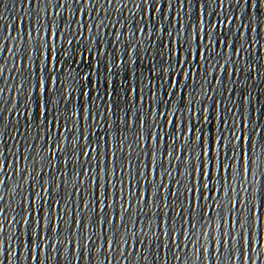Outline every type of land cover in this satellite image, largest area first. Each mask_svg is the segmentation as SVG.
Here are the masks:
<instances>
[{
	"label": "snow or ice",
	"instance_id": "obj_1",
	"mask_svg": "<svg viewBox=\"0 0 264 264\" xmlns=\"http://www.w3.org/2000/svg\"><path fill=\"white\" fill-rule=\"evenodd\" d=\"M27 2V0H26ZM88 0H85L87 3ZM168 6H171L172 0H166ZM185 0H177V4L180 5V8L184 7ZM145 5V15L149 13L150 0H144ZM197 11L199 13V23L192 24L189 21V25L192 27V36L195 41H197L196 47L192 54V60L198 61V63L203 66L211 57V51L209 47V43L211 42L212 47H216V42L213 40L212 31L220 30L221 26L227 27L228 24L231 23V18L229 17L228 21H215L211 24V28L205 22V16L203 14L202 8L203 5L199 3L197 0ZM155 10L156 13L160 11L161 4L160 0H155ZM253 6H255V0H253ZM180 8L177 9L176 13L173 16L172 24L173 28L179 23V30L173 33L172 30H168L167 34L171 38V44L178 47H173L172 51L176 53V55L182 54V49L184 48V44L188 43V31L185 27V19L180 16ZM83 9H81L80 16L83 15ZM191 11V6L189 4V12ZM71 15V13H69ZM154 17V16H153ZM165 19H167V9L165 10ZM239 19V18H237ZM39 20H44V17H40ZM78 28L82 27L80 20L76 21ZM103 23H97L95 25L96 32L93 33V24L88 22L87 31L93 39V43L96 45L99 42L98 49H90L84 48L81 54V58L83 59H91L95 64L94 73H85L84 79L87 83L91 82L93 85V89L91 91H85L82 88V91H79L77 94V88L74 87L79 83L80 73L75 72L74 69H66L64 61L58 59L57 48L55 47V43L59 42L60 44H67L68 47L64 48V54L67 56L69 54L68 49L73 45L74 41H77V38H83L84 32L76 31L73 36L68 32L70 38H66L65 33L63 31H59L58 26L55 24H51V28H45L44 23H35L28 31L27 36L30 41H34L36 45L39 47V57H38V65L36 66L35 76L33 77L32 68L33 61L32 57L35 55L33 51V46L28 48V61L27 68L31 69L28 72V80H27V99H26V111L22 110L21 112L16 113L17 117L24 116L28 119L29 125L32 124V117L34 111L38 112L39 121L37 124L41 128L40 140H44V129L47 127L50 131L48 135V148L50 150V155L54 159L57 154L64 153L65 148L63 145L65 143L71 144L73 142L79 143L80 139L88 141V121L91 119L93 122L92 127H95L96 124H100L104 127L105 117H107V130L111 132L112 123L110 122V117L113 116V105H112V90H111V81L108 77L113 76V69H120L121 65L124 64V60L121 56L118 45L121 44L123 33L117 29L116 30V40L112 41L116 47V56L113 58L111 52L103 49L101 45V41L97 40L94 37H99V31L103 29ZM41 29H43L41 31ZM152 29L149 27L148 33H151ZM139 32L141 34L144 33V28H140ZM253 32H255V28H253ZM130 39L128 42V49L133 47H139V43L136 40L137 33L130 32ZM243 36V33L241 34ZM183 37V39H181ZM221 46H223V42H220ZM232 43L230 41L227 42V48L231 49ZM237 54H239V49L237 50ZM107 57V60H105ZM131 59V54L129 51L127 52V62ZM135 61H133L134 63ZM180 66V71L183 72V80H187L189 78L195 80L196 78V70H193L191 64L186 60H179L177 62ZM103 66L104 73L101 74L100 69ZM209 68L217 67L216 65L209 64ZM218 67L220 69H224L225 65L219 64ZM165 73V77H168V70L161 69ZM107 73V76L105 75ZM93 74H95V80L92 79ZM211 74V73H210ZM231 74V72L229 73ZM182 79L179 76V72H173L171 75V84L168 87L167 91L163 93V100L169 102V106L173 101L172 94L173 89H179V95L182 91H184L186 84L182 82ZM34 81V82H33ZM216 82L220 83L219 76L216 77ZM143 83V87L133 86L131 88V92L134 96L137 97L140 104H146L145 89L152 88L153 85L151 82L147 81ZM25 81L21 80L17 84V92H20ZM98 86V87H97ZM86 87V86H85ZM152 92L151 103L153 107L151 108V115L154 118L158 117V120L155 124L150 126V132L148 135H145L146 125V113H139L138 117L136 116V112L129 109V117L127 121V125L131 128L134 123V117H136L140 122V128L138 129L140 135L138 137L139 145H142L140 148L141 151L145 153L146 156L150 155L152 159V172L153 175H167L168 177H172V171H176L177 165L180 167L182 163L185 169L188 171L192 181L194 182L193 186L188 189L191 193L193 201L199 203V199L203 198L204 200L212 199L217 204H219V196L209 197L206 195L209 191H214L215 193L222 194L224 197H227V208L224 210L227 215L222 216L219 220L218 227L221 229L223 227V236H222V246L225 251H229V247L232 250V256L236 254V249L239 241H242L244 247V264H248V245L251 242V246L253 251L256 249L257 245V233L253 228V219L251 220V232L248 231L246 227L247 215H244L242 218V214L247 213V208L245 207V199L240 194L237 196L238 187L241 192H247L248 186V176H249V153L247 151V147L243 149L242 152L239 153V168H234L232 163L225 164L224 160L233 161L235 157H237V147L232 144L233 139H235L239 144H241V137L243 136V144L248 145L249 135H248V120L245 114L244 116V130L243 133L240 130V121L238 119H230L228 116L229 112L233 110L227 108L222 105V103L217 100V104L215 105L216 114L213 117L212 112L210 113L209 107L205 105L203 108L200 107V101L197 96L195 102L192 100L190 105L188 106L189 117L185 119L183 114L177 115L179 109L175 112L172 111H160L157 113L155 110V103L157 100V91L160 88ZM101 88L107 89V101L108 105L105 110H99L102 100L105 99V93L101 96ZM62 92V95L60 93ZM93 92L96 93L93 96ZM35 94L36 102L35 107L33 104V95ZM176 91V95H177ZM206 93L204 92V95ZM81 97H87L88 100H99L100 104L95 107L91 103H87L81 100ZM71 100V107H64L66 101ZM16 97H13V104H15ZM80 101V107H76L73 111L72 105ZM60 105V107H58ZM72 112V115L75 117L73 120L68 116V113ZM139 112V109H137ZM211 115V120L209 119ZM51 118L48 119L47 117ZM175 118V119H174ZM7 117H5V120ZM215 119L216 125H218V130L214 133L209 132V128H206L205 125L211 127L212 120ZM120 125L124 124V114L123 112L120 114ZM159 121H166V125L168 128L172 129L173 124H175L174 132H165V124H160ZM73 126L76 127L77 132L80 133L78 136H73ZM82 128V135H81ZM59 133V142L53 143V137ZM65 133H72V138L68 141L67 135ZM117 133V132H116ZM118 135V133H117ZM182 138L185 141V144H180L179 139ZM128 137L119 135V147L117 151H122ZM96 144V141H92L91 144L86 143L80 151L83 154V157L87 160L89 157L92 159H97V155L99 157L98 163V171L97 167H93L91 171L89 168L84 169V174L88 175L91 172V180L92 184L95 188L98 189L96 194V199L99 203L95 206L96 209H99L98 218L101 224H105V231L109 232L110 226L113 225L115 217L109 218L107 215V219L105 221L104 218V209H105V201H107V209L112 208V204L109 202L110 194L105 192L107 189L109 182L111 181V175L109 174V170L107 165H105V154L103 151H98V147H93L92 145ZM253 147H255L256 142L252 141ZM131 150V145L128 146ZM147 149V151H146ZM166 149V152H165ZM77 149L75 147L72 148V153H76ZM160 155L161 163H156L157 155ZM258 155V153H256ZM3 153H0V172L4 169L3 163ZM113 159H115V153H112ZM29 156L25 155L24 160L27 162ZM71 158V157H70ZM69 156L65 155V166H68L71 163V159ZM168 159L169 162L176 161L177 163L171 166V170L164 168L163 161ZM195 161V163H192ZM219 163V167L216 169V172L220 174V179L216 181L219 185L214 188L213 179H214V166L216 163ZM255 161L251 160V174L254 176L255 169L253 168V164ZM131 166V165H130ZM54 167V166H53ZM11 168V163H9V169ZM161 170H163L161 172ZM19 169L17 168V174H19ZM243 172V179H241V174ZM79 171L77 170V175L79 176ZM177 174H180L177 172ZM64 177H67V173L65 172ZM121 175H124L123 170H121ZM139 175L144 178L145 174L143 171L139 173ZM27 177L24 176V179ZM135 177H133L134 179ZM3 179H0V185L3 184ZM179 183V182H177ZM123 185V181H122ZM198 185V186H197ZM60 184H57L59 187ZM161 187L167 189L168 185L161 184ZM43 187L42 191L44 192V196H40L37 193V196L40 199V204L37 206L32 200L29 201L28 197H25V200L28 201V206L25 208V216L21 222L20 227V239L16 241L13 239L15 236V228L13 226V231L9 235L8 239L12 240L11 247V255L9 257V264H17L14 257L17 253L16 244L19 243L20 248L22 250V254L20 256V261L22 264V258L25 259L28 249L31 251V260L33 264H36L37 254L39 251V264H45L44 255L45 249L51 243L53 248L55 249V245L57 243L64 244V252L65 254L68 251V238L71 235L73 241L76 244H79V241L76 239L77 230L81 228L83 225L84 236H83V246L85 248V258H87V246L90 239L89 232L91 231V225L94 223L96 225L97 217L95 220L92 219V216L89 217V222H85L84 216L81 215V211L89 210L90 204L89 201H84L81 210H77L75 212V219L72 222L71 232L70 229V220L65 219L66 216H69V210L64 207V204L61 201H51L49 206V199L45 197L49 194V188ZM75 191L79 192V189H75ZM172 197L175 199L177 196L176 192L170 193ZM2 199V197H0ZM29 206L31 211H29ZM128 208H124L123 212H127ZM254 210L252 209V214ZM256 214H258V209L255 210ZM183 220L184 224L181 225L180 232L184 234L185 240L191 242L193 248H195V244L193 243L190 230L195 228L197 224H200V220L204 219V216H210V213H205L201 215L199 219L193 217V214L186 209H183ZM231 213V215H230ZM3 214V209H0V215ZM31 218V223L29 219ZM14 218L9 221L12 223ZM167 221L164 222L166 224ZM261 233H264V222L261 223ZM162 229V235L164 237V245L167 247V235L168 230L164 231L163 227L160 223ZM151 228V225H148ZM203 228V225H201ZM233 230L231 232V236L229 234V229ZM95 232H98V229L95 227ZM3 223L0 222V233H3ZM100 231V229H99ZM175 229L171 228V242L173 248L177 246V240L179 234L175 233ZM49 233L51 234V239H49ZM62 234V238H61ZM202 235L205 238L208 237L209 233L207 231L202 232ZM155 236V233H153ZM230 241V242H229ZM260 241H264V235L260 236ZM126 240H123L120 243V251L123 253L124 244ZM218 247L221 245V238L216 242ZM113 245V236L108 235V247L111 249ZM131 246V245H129ZM260 248H264V243H260ZM3 249V241L0 240V250ZM97 252L100 253L101 248L99 245L96 247ZM199 252V249L196 250ZM208 248H204V256L207 259ZM104 264V261L102 262ZM234 264V262H233ZM252 264H255V260L252 261Z\"/></svg>",
	"mask_w": 264,
	"mask_h": 264
}]
</instances>
